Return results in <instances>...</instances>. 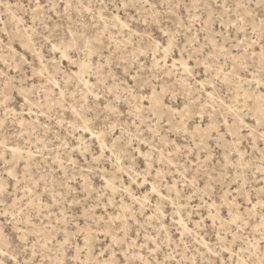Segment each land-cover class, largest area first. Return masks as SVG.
Returning <instances> with one entry per match:
<instances>
[{
    "label": "rangeland",
    "instance_id": "1",
    "mask_svg": "<svg viewBox=\"0 0 264 264\" xmlns=\"http://www.w3.org/2000/svg\"><path fill=\"white\" fill-rule=\"evenodd\" d=\"M217 2L42 0L48 8L34 13V0H0V98L7 92L9 106L7 116L0 109V121L4 122L0 126V179L7 180L4 165L13 160L11 149L15 148L16 163H9V167L22 173L25 161H29L30 171L48 176L50 189L55 180L57 197L63 199L53 209L51 221H46L54 227L55 212L62 209H66L72 224L65 225L61 220V226L69 230L85 217L93 224L104 222L106 229V218L118 216L114 223L127 226V235L136 245L134 251L145 260L149 259L154 241H159L158 250L151 256L153 264L157 260L165 264H213L217 260L223 264L227 260L231 264L232 257L217 246L224 241L217 237L224 234L231 240L235 236L236 243L246 249L248 240L259 238V209L251 214L250 226L239 233L234 231L235 225L228 223V212L231 208L236 215L240 211L247 213V199L256 203L255 197L264 188V169L260 167L264 142L257 141L253 146L248 138L242 140L246 167L239 169L240 187L246 177L247 189L238 192L234 184L236 168L225 169L220 175L223 143L217 148V140H205V147L212 150L214 157L205 163L204 149L198 150L192 143L191 130L186 136L184 125L176 120L186 102L190 111L199 107L194 100L214 104V113L204 107L206 116L213 120L222 124L230 118L219 103L223 85H218L215 101L209 100L208 87L200 91V84L211 83L213 75H204L205 58L201 56L199 65L189 59L198 48L212 51L210 45L205 47L208 42L204 37L213 36L208 18L215 12L210 5ZM228 3L234 7V0ZM215 16L220 13L215 12ZM201 21L203 31L197 36ZM216 31H220L219 25ZM236 38L233 31L226 47L230 48ZM86 39L93 41L96 55L91 57L89 67L82 69L79 62L84 52L79 47ZM53 45L71 59L63 60L61 53L53 51ZM223 56L222 53L218 63ZM106 85L118 90L122 97L117 103L119 115L104 108L108 102ZM133 85H137L136 90L129 92ZM154 91L166 101L160 114L143 103V98L152 97ZM95 92H100L103 102L96 100ZM250 121L251 116L246 114L245 122ZM196 123H200L198 116ZM185 124L195 127L191 117ZM29 152L33 153L31 158ZM21 154L24 159H20ZM61 181H66L67 186ZM19 195L25 194L21 190ZM234 197L235 203L230 204ZM9 233L11 247L0 241L8 252V256L0 255L5 264H12L17 254L12 239L15 233L11 229ZM102 243L107 248L111 237L97 234V254ZM209 248L217 254L210 255ZM236 253H240L239 247ZM244 255H248L247 251ZM51 256L50 264H56V252ZM89 258L85 253L84 259Z\"/></svg>",
    "mask_w": 264,
    "mask_h": 264
},
{
    "label": "snow or ice",
    "instance_id": "2",
    "mask_svg": "<svg viewBox=\"0 0 264 264\" xmlns=\"http://www.w3.org/2000/svg\"><path fill=\"white\" fill-rule=\"evenodd\" d=\"M34 2V13H39L48 8V5L43 4L42 0H34ZM145 2L147 3V0ZM128 6L127 3L124 4L125 8ZM210 6L215 12L220 13V16L217 17L213 12L208 18L211 25L209 30L213 36L211 39L205 36L204 39L208 42L205 47L210 45L212 51L198 48L197 53L190 55L189 59L195 60L199 65L201 56L205 58L206 71L204 75L206 78L209 77L210 72L213 75H211V83L200 84V91L203 92L204 88L208 87L210 91L207 96L210 101H215L218 95L216 89L218 85H223L224 87L219 89V95L222 97L219 99V103L227 109L230 118L224 119L221 124L219 121L213 120L210 115L206 116L204 112L206 106L214 113L216 111L214 104H205L202 100H194L192 102L197 103L199 107L195 111H190V104L186 102L184 109L176 114V120L179 124L184 125L186 136L188 130H191L192 143L197 145L198 150L204 149L205 163L209 162L210 158L214 159L212 150L205 147V140H217V148L223 143L224 156L221 161L222 167L219 169L220 175H224L225 169L231 171L232 168H236L237 177L234 184L238 192H243L247 189V178L244 177L245 184L240 187L242 174L239 169L246 167V149L241 147L242 140L245 137L248 138L253 146L257 141L264 142V0H234V7L228 3V0H224L223 3L218 0L217 3ZM65 7H71V5H65ZM170 7H176V5H170ZM205 7H209V5ZM225 13H227V20L224 19ZM32 22L33 24L36 23L35 15ZM201 25L202 27L197 31V36L203 31L204 21H201ZM217 25H219V32L216 31ZM188 27L191 31V23ZM225 28L228 30V35H225ZM233 31L237 38L229 48L226 45L229 44V37ZM241 34L243 39L240 38ZM165 35H169V33L165 32ZM221 39L223 43H221ZM194 44L198 45L199 41L194 40ZM92 45L93 41L86 39L79 47V50L84 52V58L79 62L82 69L88 68L89 64L92 63L91 57L96 55V52L92 50ZM53 51L61 53L63 60L71 59L60 47L53 45ZM222 53L224 54L223 59L218 63L217 60ZM229 59L231 60L230 64L228 63ZM136 88L137 85H133L128 91L134 92ZM105 94L108 97V102L104 104L105 110L119 115L117 103L122 98L119 91L106 85ZM87 95L91 96L93 92H88ZM113 96H115V100L112 99ZM95 98L103 102L100 92H95ZM136 98L140 99L139 97ZM7 100L8 96L5 92L4 96L0 98V109L4 110L5 116L9 110ZM28 102L26 97L25 103ZM143 103L150 109L166 106V101L161 100L156 94L152 97H144ZM129 106L131 107V105ZM137 111H140L139 104ZM246 114L251 116L250 123L245 122ZM149 116L155 119L152 112H149ZM197 116L200 123H196ZM189 117L192 118L195 127L185 124ZM3 123L0 121V126H3ZM151 130L149 125L148 131ZM17 151L15 148L11 149L13 160L5 161L7 180L0 179V241H3L7 247H11L12 245L8 243L7 238L10 234L9 229L14 231L15 235L12 239L16 243L17 254L13 255L12 264H50L53 251L56 252L57 256L56 264H153L151 256L158 250L159 241H154V246L150 249L149 259L145 260L143 255L134 251L136 245L127 235V226L123 223H114L119 220L118 216L106 218L108 224L106 229L103 227L104 222L93 224L87 221V217L84 221L76 223L71 230L62 227L61 220L65 225L72 224V221H69L65 215L66 209L55 212L57 217L54 222L55 227L52 222H46L51 221L53 209L59 207L63 197H57L55 180L52 181L53 187L50 189L47 175L30 171L31 164L29 161H25L22 173L15 167H9V163L15 165ZM260 151L261 156L264 157V146L261 147ZM39 154V151L35 153L37 156ZM28 156L31 158L33 153L29 152ZM195 158L199 159L198 157ZM20 159H24L23 154H21ZM60 163L62 164L63 161ZM260 167L264 169V159H262ZM61 183L67 186L66 181H61ZM13 188L15 191L12 190ZM21 190L25 195H19ZM68 192L71 193L70 187ZM235 199L234 197L230 204H234ZM255 200L256 203H253V199H247V213L240 211L236 215L234 209L230 208L228 223L235 225L234 231L239 233L243 228L250 226L251 214L259 209L261 223L258 225V240H248L246 249L243 244L236 243L235 236L231 240L227 239L224 234L217 237L218 241H224L222 245L218 244L217 246L232 257L231 264H264V188L261 189ZM234 215L235 219L232 218ZM45 232L49 234L45 235ZM97 234L105 238L111 237V243L107 248L104 247L103 243L100 245L98 254L95 246ZM136 235L139 236V232ZM145 239L147 240V236ZM81 240L83 246H81ZM205 247L208 248V245ZM237 247L240 248L239 254L236 253ZM246 251L248 255H244ZM85 253L90 256L87 260L84 259ZM209 254L216 255L217 253L209 248ZM0 255L8 256V252L4 250L3 246H0ZM20 256H23L24 259H20ZM0 264H5V262L0 261ZM155 264H165V262L157 260ZM213 264H222V262L217 260ZM223 264H228V261H223Z\"/></svg>",
    "mask_w": 264,
    "mask_h": 264
},
{
    "label": "bare ground",
    "instance_id": "3",
    "mask_svg": "<svg viewBox=\"0 0 264 264\" xmlns=\"http://www.w3.org/2000/svg\"><path fill=\"white\" fill-rule=\"evenodd\" d=\"M154 94L158 95V96L161 98L160 94H157L155 91L153 92V95H154ZM161 100H162V98H161ZM153 110H154L157 114H160V113L163 112V106L159 107L158 109H153Z\"/></svg>",
    "mask_w": 264,
    "mask_h": 264
}]
</instances>
